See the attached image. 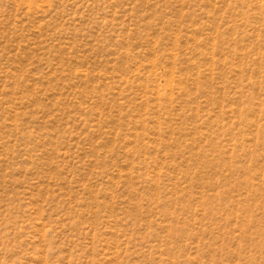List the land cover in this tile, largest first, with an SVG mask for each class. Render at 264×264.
Returning <instances> with one entry per match:
<instances>
[{"label": "rangeland", "instance_id": "1", "mask_svg": "<svg viewBox=\"0 0 264 264\" xmlns=\"http://www.w3.org/2000/svg\"><path fill=\"white\" fill-rule=\"evenodd\" d=\"M0 264H264V0H0Z\"/></svg>", "mask_w": 264, "mask_h": 264}]
</instances>
